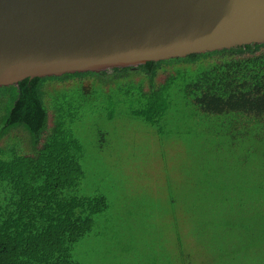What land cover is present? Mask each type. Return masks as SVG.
<instances>
[{
	"label": "trees",
	"instance_id": "1",
	"mask_svg": "<svg viewBox=\"0 0 264 264\" xmlns=\"http://www.w3.org/2000/svg\"><path fill=\"white\" fill-rule=\"evenodd\" d=\"M119 121L161 146L169 183L165 151L186 148L188 198L172 208L189 232L177 228L175 246L212 242L221 261L264 264V43L1 87L0 264H85L80 246L111 211L98 176L130 159L101 160Z\"/></svg>",
	"mask_w": 264,
	"mask_h": 264
},
{
	"label": "water",
	"instance_id": "2",
	"mask_svg": "<svg viewBox=\"0 0 264 264\" xmlns=\"http://www.w3.org/2000/svg\"><path fill=\"white\" fill-rule=\"evenodd\" d=\"M264 43V0H0V88Z\"/></svg>",
	"mask_w": 264,
	"mask_h": 264
},
{
	"label": "rangeland",
	"instance_id": "3",
	"mask_svg": "<svg viewBox=\"0 0 264 264\" xmlns=\"http://www.w3.org/2000/svg\"><path fill=\"white\" fill-rule=\"evenodd\" d=\"M122 121L109 122V136L98 140L101 145H106L101 160L108 166L119 157L130 159L121 161L118 169L111 167L98 176L100 181L96 184L107 195L111 211L99 217L93 233L80 246L84 256L80 257L81 260L85 264H111L115 261L120 264H229L217 258L212 242H188L183 252L175 246L176 229L184 228L189 232L186 212H173L172 208V203L178 202L179 211L188 198L186 183L182 179L186 173V169L182 170L183 164L186 167V148L164 150L167 161L174 162L171 169L173 182L169 183L162 171L161 146L156 143L153 148V137L147 136L142 127L121 133ZM136 123L135 119L125 120V124ZM119 140L126 148L118 144ZM172 143L169 141L166 148ZM134 148H140L141 154H134ZM86 184L84 193L90 195V186H94L92 175ZM214 195L221 198L223 193L216 190ZM226 225L225 219L221 228L217 224L219 246L223 245ZM191 230L195 231V225ZM123 245L128 246L127 249H123ZM241 264H250V260Z\"/></svg>",
	"mask_w": 264,
	"mask_h": 264
}]
</instances>
